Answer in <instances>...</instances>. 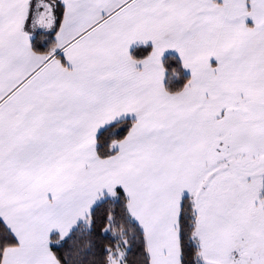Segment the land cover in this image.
<instances>
[{
  "label": "snow or ice",
  "instance_id": "1",
  "mask_svg": "<svg viewBox=\"0 0 264 264\" xmlns=\"http://www.w3.org/2000/svg\"><path fill=\"white\" fill-rule=\"evenodd\" d=\"M0 264H264V0H0Z\"/></svg>",
  "mask_w": 264,
  "mask_h": 264
}]
</instances>
